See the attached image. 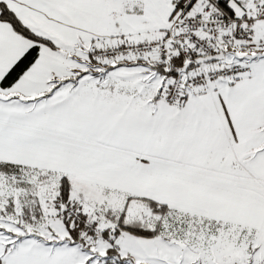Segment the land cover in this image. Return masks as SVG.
Returning <instances> with one entry per match:
<instances>
[{
	"label": "snow or ice",
	"instance_id": "6c2138e0",
	"mask_svg": "<svg viewBox=\"0 0 264 264\" xmlns=\"http://www.w3.org/2000/svg\"><path fill=\"white\" fill-rule=\"evenodd\" d=\"M0 264H264V0H0Z\"/></svg>",
	"mask_w": 264,
	"mask_h": 264
}]
</instances>
